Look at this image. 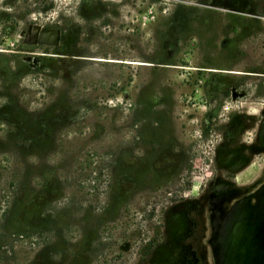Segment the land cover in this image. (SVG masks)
<instances>
[{"label": "rangeland", "instance_id": "rangeland-1", "mask_svg": "<svg viewBox=\"0 0 264 264\" xmlns=\"http://www.w3.org/2000/svg\"><path fill=\"white\" fill-rule=\"evenodd\" d=\"M102 3L0 46V264H264V0Z\"/></svg>", "mask_w": 264, "mask_h": 264}, {"label": "trees", "instance_id": "trees-1", "mask_svg": "<svg viewBox=\"0 0 264 264\" xmlns=\"http://www.w3.org/2000/svg\"><path fill=\"white\" fill-rule=\"evenodd\" d=\"M103 0H0V46L10 42L21 41L16 34L25 28L27 24L42 27H51L57 30L58 36L63 38L83 27L88 19L80 15L82 5L86 6L89 15L99 13L105 18L109 12L107 9L99 12V5ZM94 18V17H93ZM92 18V19H93ZM83 21H82V20ZM98 19V18H97ZM15 40V41H14ZM33 50L41 52L40 46L33 45ZM4 48V47H0ZM10 49L8 47H5Z\"/></svg>", "mask_w": 264, "mask_h": 264}, {"label": "flooded vegetation", "instance_id": "flooded-vegetation-1", "mask_svg": "<svg viewBox=\"0 0 264 264\" xmlns=\"http://www.w3.org/2000/svg\"><path fill=\"white\" fill-rule=\"evenodd\" d=\"M249 191L245 193L241 197L236 198L231 203H224V208L222 209V213L217 218V225H218V235L232 237V243H234L232 228L236 221H244L247 218H250V215H253L254 219L258 220L259 229L257 233H255L254 243H257L256 239L258 238L259 241L262 240L261 248L264 249V191L260 193H252ZM262 210L263 213L260 211ZM262 215V216H261ZM260 218H259V217ZM216 220V219H215ZM259 243V242H258ZM253 244V243H252ZM235 248V243L233 245ZM260 247L256 246L255 244L252 245L253 253H256ZM224 259L223 262L225 264H234L232 261H227L225 259V255H223ZM223 263V264H224Z\"/></svg>", "mask_w": 264, "mask_h": 264}]
</instances>
